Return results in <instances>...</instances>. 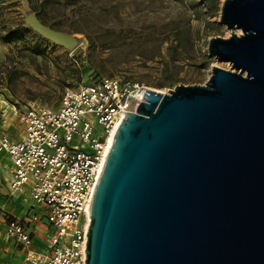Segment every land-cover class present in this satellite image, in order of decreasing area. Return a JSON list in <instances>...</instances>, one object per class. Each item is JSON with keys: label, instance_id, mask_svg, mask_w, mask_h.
<instances>
[{"label": "water", "instance_id": "obj_1", "mask_svg": "<svg viewBox=\"0 0 264 264\" xmlns=\"http://www.w3.org/2000/svg\"><path fill=\"white\" fill-rule=\"evenodd\" d=\"M26 15L50 41L80 44ZM220 22L231 37L211 38L209 55L236 71L146 90L121 121L91 203L86 264H264V0H225Z\"/></svg>", "mask_w": 264, "mask_h": 264}, {"label": "rangeland", "instance_id": "obj_2", "mask_svg": "<svg viewBox=\"0 0 264 264\" xmlns=\"http://www.w3.org/2000/svg\"><path fill=\"white\" fill-rule=\"evenodd\" d=\"M224 1L0 0V100L6 108H57L67 89L104 77L169 93L180 84H205L214 66L236 71L208 51L211 38L231 37L220 22ZM29 9L80 44L70 51L40 35L26 23ZM17 27L26 28L24 37L4 42Z\"/></svg>", "mask_w": 264, "mask_h": 264}, {"label": "built area", "instance_id": "obj_3", "mask_svg": "<svg viewBox=\"0 0 264 264\" xmlns=\"http://www.w3.org/2000/svg\"><path fill=\"white\" fill-rule=\"evenodd\" d=\"M146 90L150 87L140 82L104 77L67 89L57 108L10 107L15 120L9 131L0 130V152L13 167L11 191L29 186L35 206L29 221L0 210V223L25 252L23 264H86L91 203L111 131L146 102ZM7 108H0L3 123ZM19 126L22 134L16 133ZM39 222L48 228L44 250L35 244L33 226Z\"/></svg>", "mask_w": 264, "mask_h": 264}, {"label": "crops", "instance_id": "obj_4", "mask_svg": "<svg viewBox=\"0 0 264 264\" xmlns=\"http://www.w3.org/2000/svg\"><path fill=\"white\" fill-rule=\"evenodd\" d=\"M4 107L3 104L0 105V108ZM11 114L13 118L9 121ZM5 119H7L8 123H3L0 120V130L9 131L11 128L10 123L15 120V115L10 108H7ZM12 171L13 167L8 156L0 152V210L6 211L16 218L29 221L34 212L32 200H30V187H25L22 192L13 193L9 186ZM33 227H35L34 238L36 246L39 247L42 244L46 247L48 238L46 224L39 222L35 223ZM24 258L25 252L16 247L14 241L8 238L5 225L0 223V264H23Z\"/></svg>", "mask_w": 264, "mask_h": 264}, {"label": "trees", "instance_id": "obj_5", "mask_svg": "<svg viewBox=\"0 0 264 264\" xmlns=\"http://www.w3.org/2000/svg\"><path fill=\"white\" fill-rule=\"evenodd\" d=\"M25 27H17L12 29L5 34L2 39L4 42H12L16 40H21L24 37Z\"/></svg>", "mask_w": 264, "mask_h": 264}, {"label": "bare ground", "instance_id": "obj_6", "mask_svg": "<svg viewBox=\"0 0 264 264\" xmlns=\"http://www.w3.org/2000/svg\"><path fill=\"white\" fill-rule=\"evenodd\" d=\"M150 90H152V91H154V92L161 93L159 90H156V89H154V88H150ZM162 94H166V93H162ZM118 127H119V124L116 125V126L112 129L111 134H110V137H109V144L112 143V141H113V139H114V136H115V134H116V132H117Z\"/></svg>", "mask_w": 264, "mask_h": 264}]
</instances>
